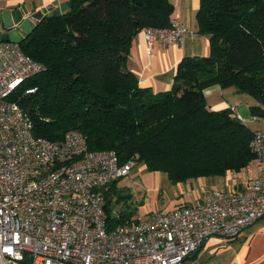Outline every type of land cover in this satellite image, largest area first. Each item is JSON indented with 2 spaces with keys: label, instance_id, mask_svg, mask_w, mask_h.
I'll return each mask as SVG.
<instances>
[{
  "label": "trees",
  "instance_id": "16d2710c",
  "mask_svg": "<svg viewBox=\"0 0 264 264\" xmlns=\"http://www.w3.org/2000/svg\"><path fill=\"white\" fill-rule=\"evenodd\" d=\"M65 5L64 12L44 15L18 43L46 67L10 95L30 118L34 136L57 140L79 129L90 150L112 149L120 163L135 157L172 184L238 172L254 160L253 130L229 107L209 109L203 89L217 84L248 93L256 101L251 114L264 117V0H199L197 31L208 35L209 53L181 59L170 89L158 93L139 85L127 59L142 29L169 25V0ZM117 182L105 191L109 230L134 221L111 215L122 198Z\"/></svg>",
  "mask_w": 264,
  "mask_h": 264
},
{
  "label": "built area",
  "instance_id": "2783aa9c",
  "mask_svg": "<svg viewBox=\"0 0 264 264\" xmlns=\"http://www.w3.org/2000/svg\"><path fill=\"white\" fill-rule=\"evenodd\" d=\"M187 29L172 16L168 26L142 32L148 46L154 39L182 45ZM45 69L18 43L0 42V264H182L208 237L232 239L264 217L262 126L249 141L258 174L243 187L214 188L200 202L146 212L109 230L105 191L137 160L120 163L112 149L90 150L76 128L57 140L34 136L10 95Z\"/></svg>",
  "mask_w": 264,
  "mask_h": 264
},
{
  "label": "crops",
  "instance_id": "0c3cea01",
  "mask_svg": "<svg viewBox=\"0 0 264 264\" xmlns=\"http://www.w3.org/2000/svg\"><path fill=\"white\" fill-rule=\"evenodd\" d=\"M67 1L0 0V9L7 6H18V9H20V6H24L29 13L40 11L42 16H44L47 13V6L51 8L50 14L52 12H64ZM169 2L174 8L171 17L178 16L188 28L184 43L182 45L177 43L166 44L154 39L152 44L148 46L141 30L132 41L127 59V67L137 76L139 85L150 88L153 93L170 89L177 64L181 59L186 56H205L209 53L208 35L200 34L197 31L195 13L199 7V0H169ZM18 9L15 10L16 13L19 12ZM0 34H2L1 24ZM203 94L206 98L207 106L211 110L233 107L229 103L228 97L224 94L223 89L217 84L204 88ZM208 96L211 98L209 103L207 100ZM250 100L252 98L249 99V103H251ZM233 108L238 113L235 107ZM254 116L258 119L253 122L260 124L255 129L264 126V117L252 115V117ZM155 173L156 177L160 174L163 175L162 177L167 178L164 172L156 171ZM257 174L258 172L249 176L248 179L237 180L234 179L236 177L235 172H228L224 177H200L194 179L200 183L202 189H191L192 195L186 199L187 201H183L178 206L200 202L209 190L215 188L211 187V185H215L212 184L215 180L220 181V188L233 189L243 187L250 178ZM203 181H206L209 185L206 184L204 186ZM180 195L181 191L177 190L171 194V198H176ZM174 208L168 209V211ZM182 264H264V217L245 227L238 236L232 239L223 240L215 236L208 237L196 252L184 259Z\"/></svg>",
  "mask_w": 264,
  "mask_h": 264
},
{
  "label": "rangeland",
  "instance_id": "374dc122",
  "mask_svg": "<svg viewBox=\"0 0 264 264\" xmlns=\"http://www.w3.org/2000/svg\"><path fill=\"white\" fill-rule=\"evenodd\" d=\"M28 90L25 92L28 93ZM34 90L35 89H33V91ZM223 91L228 97L229 103L235 107L236 111L241 114L244 120H246L245 124L251 130L260 125L248 121V119L252 118L250 105L256 104L255 99L251 97V95L248 93H238L234 91L232 87L223 89ZM250 98H252V100H250L252 104L249 103ZM207 100L209 103L211 98L208 96ZM257 166L258 165L254 160L250 161L246 167L242 168L238 172H235L236 177H234V179H248L249 176L258 172L259 168ZM228 172L233 173L234 171L228 170L226 173ZM225 175L209 177H224ZM162 176L163 175L159 174L158 177H156L155 171H148L144 164L137 162L128 176L118 179L116 188L119 190V194L122 195V198L118 203H116V205H113L111 215H129L130 219L137 217L141 219L146 212L168 211V209L180 205L183 201H187L186 199L192 195L191 189H202L200 183L194 180L195 178L188 179L182 183L178 182L174 185L171 184L167 178ZM203 183V185L206 186L207 182L203 181ZM212 184L215 185H211V187L220 188V181L215 180ZM207 185H209V183ZM177 190L181 191V195L176 198H171V194ZM127 194L129 196H125Z\"/></svg>",
  "mask_w": 264,
  "mask_h": 264
},
{
  "label": "water",
  "instance_id": "95a60500",
  "mask_svg": "<svg viewBox=\"0 0 264 264\" xmlns=\"http://www.w3.org/2000/svg\"><path fill=\"white\" fill-rule=\"evenodd\" d=\"M18 6H7L0 9V24L2 34H0V42L20 43L35 28L37 21L43 16L40 11L29 13L24 6H20L18 13L15 10ZM46 15H50V6L46 7Z\"/></svg>",
  "mask_w": 264,
  "mask_h": 264
}]
</instances>
